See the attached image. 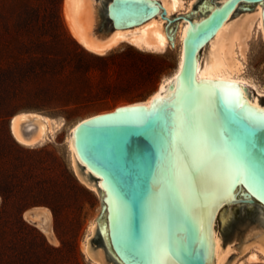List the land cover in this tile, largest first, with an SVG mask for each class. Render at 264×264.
Masks as SVG:
<instances>
[{"label": "water", "instance_id": "water-1", "mask_svg": "<svg viewBox=\"0 0 264 264\" xmlns=\"http://www.w3.org/2000/svg\"><path fill=\"white\" fill-rule=\"evenodd\" d=\"M70 32L103 52L122 39L173 48L181 26L175 81L150 105H117L82 119L71 139L78 175L100 194L89 256L101 264H230L252 243L264 250V96L242 82L214 78L233 41L245 59L264 0H64ZM207 137L203 160L193 152ZM247 162L251 174L237 179Z\"/></svg>", "mask_w": 264, "mask_h": 264}, {"label": "rangeland", "instance_id": "rangeland-1", "mask_svg": "<svg viewBox=\"0 0 264 264\" xmlns=\"http://www.w3.org/2000/svg\"><path fill=\"white\" fill-rule=\"evenodd\" d=\"M62 3L0 0V113L7 114L0 119V264H91L82 243L101 200L74 173L67 145L70 127L95 113L147 98L177 67L179 42L162 53L128 42L106 55L85 50L67 29ZM45 56L63 66L58 74L29 71L27 63L34 66ZM243 61L242 75L264 89V43L258 33ZM40 92L55 94L60 107L30 111L63 123L50 140L24 146L13 138L9 120ZM71 176L84 192L71 184ZM44 202L58 205L55 215ZM37 206L50 211L49 235L25 217ZM230 264H264V259L250 260L241 252Z\"/></svg>", "mask_w": 264, "mask_h": 264}, {"label": "bare ground", "instance_id": "bare-ground-1", "mask_svg": "<svg viewBox=\"0 0 264 264\" xmlns=\"http://www.w3.org/2000/svg\"><path fill=\"white\" fill-rule=\"evenodd\" d=\"M62 15L64 22L67 26L68 31L69 27L66 23L65 14H64V0L62 3ZM255 33H258L260 37L263 40L264 43V36L262 32V27L260 23V17L256 16L249 34L248 38L245 40L246 46H248L249 42L251 41L252 37ZM72 35V33L70 32ZM181 34V26L176 27L175 33H174V39H173V47L176 46V44L179 42V54H178V61H177V67L173 73H171L168 76H165L162 78L160 83L158 84V87L155 91H153L147 98L143 100H137L133 102H128L121 105H135V104H145L146 106H150L155 99L158 97V95L171 83L175 81V79L178 77V72L182 63V40L184 36H180ZM72 37L87 51L96 54V55H105L109 51L113 50L115 47H117L122 42H128L131 45L135 46L136 48L148 51V52H154V53H162L167 50V48H171L169 42H165L162 47H157L153 44H150L145 41H139V42H133L131 40L122 39L117 41V43L103 52H98L95 50H92L88 47H86L83 40H77L73 35ZM247 49V47H246ZM245 49V54H246ZM233 58L236 60V62L231 66L228 64L225 54L223 51H220V66L212 69L209 71V76L214 78H222V79H228L233 81L242 82L245 85L251 87V89L254 91L255 94L264 96V89H260L257 87V85L248 79L247 77L243 76V72L245 71V65H244V59L241 56L240 49H239V43L238 40L235 39L233 41ZM84 119V118H82ZM78 120L76 123H74L69 130V134L67 136V145L68 149L71 154V162L72 167L74 170L75 175L77 178L85 184L89 189L96 192L99 196L100 194L98 191L91 186H89L86 182H84L81 177L78 175L75 164H74V157H73V150L71 147V139L73 132L75 130L76 125L82 120ZM62 120L50 117L48 115L42 114L37 111H19L17 113H14L9 120V128L10 132L15 139V141L21 145L33 147L38 144H42L46 140H50L53 136L55 131L61 127ZM25 217L29 220H33L37 223V225L42 228L48 235L51 233L49 228V220H50V211L47 207L44 206H37L32 208V210H28L25 212ZM99 217L96 216L94 220L88 225V232L85 235V238L82 243V251L85 254L86 258L91 262V264H101L99 261H95L92 259L87 250H86V243L87 239L91 238L94 234V227L96 226V221ZM246 252L247 256L250 260H259L264 259V250L261 246L258 244L252 243L249 247H247L244 251ZM215 264H220V261H217Z\"/></svg>", "mask_w": 264, "mask_h": 264}, {"label": "trees", "instance_id": "trees-1", "mask_svg": "<svg viewBox=\"0 0 264 264\" xmlns=\"http://www.w3.org/2000/svg\"><path fill=\"white\" fill-rule=\"evenodd\" d=\"M106 55V54H105ZM52 61V62H51ZM55 59L53 60L52 57L49 56H45V58L40 59L39 62H37L34 66H32L33 64L31 63H27V68L29 69V71L34 72L36 71L37 73L41 72V73H46V72H51L52 74H58L61 69L63 68V66L58 63V62H54ZM29 77V76H27ZM37 77V76H34ZM40 77V76H38ZM50 78H56L59 76H47ZM53 93L50 94H42L37 93L35 94V96L33 97V101L30 104H26L24 106L21 107V110L24 111H30V110H45L48 108H58L60 107L59 104H57L55 98H54ZM7 116V114H2L0 113V119H4ZM71 179V184L77 189L79 190V192H84L85 189L76 181V179L74 177H70ZM67 194V193H66ZM58 201V202H57ZM56 203H58V205H60V201L57 200ZM62 201H66V200H62ZM56 203H52V202H44V204H46L47 206H49L51 208V210L53 211V214L55 215L57 212V208L58 205ZM91 205H94V201L90 202Z\"/></svg>", "mask_w": 264, "mask_h": 264}, {"label": "snow or ice", "instance_id": "snow-or-ice-1", "mask_svg": "<svg viewBox=\"0 0 264 264\" xmlns=\"http://www.w3.org/2000/svg\"><path fill=\"white\" fill-rule=\"evenodd\" d=\"M258 111H259L260 115L258 117H256L255 119L261 126H264V109H259ZM209 144H210V141L207 137H205L203 139V141H201L199 143L198 147L193 152L194 163L200 162L203 160L205 151H206ZM245 173L251 174L252 168L247 162L241 160L237 166V176L234 177L233 179L235 180L238 178L239 175L245 174ZM262 198H264V197H262ZM150 252L154 257H157V259H153L151 261V264H165V262L158 259V257L161 254L169 255L168 249L165 246H163L162 244H157V243H153L151 245ZM172 264H175V262H172Z\"/></svg>", "mask_w": 264, "mask_h": 264}]
</instances>
